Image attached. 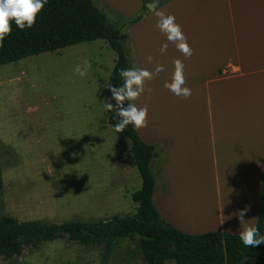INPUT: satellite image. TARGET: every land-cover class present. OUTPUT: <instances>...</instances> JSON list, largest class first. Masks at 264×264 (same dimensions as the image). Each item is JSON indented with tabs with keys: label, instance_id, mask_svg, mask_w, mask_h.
I'll return each instance as SVG.
<instances>
[{
	"label": "crops",
	"instance_id": "obj_1",
	"mask_svg": "<svg viewBox=\"0 0 264 264\" xmlns=\"http://www.w3.org/2000/svg\"><path fill=\"white\" fill-rule=\"evenodd\" d=\"M97 1L124 16L139 13L143 4ZM157 11L175 15L193 49L190 58L157 27ZM127 29L137 67L154 71L162 64L165 69L145 82L151 95L145 91L134 101L149 109L139 136L158 145L159 156L151 161L156 209L190 234H239L235 213L245 207H250L245 220L255 226L263 204L264 0H159ZM165 43L167 51L161 53ZM175 59L184 64V87L191 89L187 99L164 87ZM128 148L129 143L119 150L131 164L119 162L127 180L133 167ZM121 180L112 181V189Z\"/></svg>",
	"mask_w": 264,
	"mask_h": 264
},
{
	"label": "rangeland",
	"instance_id": "obj_2",
	"mask_svg": "<svg viewBox=\"0 0 264 264\" xmlns=\"http://www.w3.org/2000/svg\"><path fill=\"white\" fill-rule=\"evenodd\" d=\"M94 2L110 24L128 33L122 17L134 14ZM116 58L106 40L95 39L0 65V215L97 221L136 211L131 193L142 180L135 166L129 180L121 169L122 161L131 166L119 156L128 139L114 130L108 122L113 111L104 108L106 100L115 105L104 85ZM85 60L90 68L81 77L74 69ZM114 180L121 182L112 189ZM26 248L0 257V264H147L129 238H118L109 252L66 238Z\"/></svg>",
	"mask_w": 264,
	"mask_h": 264
},
{
	"label": "trees",
	"instance_id": "obj_3",
	"mask_svg": "<svg viewBox=\"0 0 264 264\" xmlns=\"http://www.w3.org/2000/svg\"><path fill=\"white\" fill-rule=\"evenodd\" d=\"M147 2L143 0L139 13L122 17L121 27L142 19L147 11ZM11 28V34L0 42V65L75 43L104 39L117 54L109 75L113 86L118 88L123 84L120 69L137 67L127 47V31L110 24L94 0H47L31 28L21 30L15 21L11 22ZM109 94L112 96L110 89ZM129 103L125 101L124 106ZM108 122L113 126L118 122L114 111ZM121 133L131 141L125 155L132 160L142 180L140 188L131 193L137 203L136 211L127 215L114 214L109 219L97 221L62 222L19 220L2 214L0 257L10 259L22 253V246L37 247L57 238L74 240L86 246L104 245L109 252L118 238H129L135 242L147 264H163L166 260L176 264H264V243L245 247L239 234L221 230L190 234L167 221L153 201L155 177L151 161L159 156L158 145L142 140L131 124ZM255 227L264 235V174L263 204Z\"/></svg>",
	"mask_w": 264,
	"mask_h": 264
},
{
	"label": "clouds",
	"instance_id": "obj_4",
	"mask_svg": "<svg viewBox=\"0 0 264 264\" xmlns=\"http://www.w3.org/2000/svg\"><path fill=\"white\" fill-rule=\"evenodd\" d=\"M46 2L47 0H0V42L7 35L11 34L12 21H15L16 26L21 30H24L26 27L31 28L35 24L36 18ZM155 14L158 18L157 27L161 32L166 34L167 40L175 44L177 50L185 57L190 58L193 54V49L187 42V37L182 31L181 25L176 22L175 15L166 14L164 11H157ZM167 47L168 45L165 43L160 47L159 51L164 53L167 51ZM147 60L148 62H152L153 57L149 55ZM173 63L174 72L170 78L171 82L166 81L164 87L176 96L187 99L191 96V89L184 87L186 83L184 64L180 59H175ZM89 68L90 64L85 60L83 64H77L74 71L79 76L84 77ZM164 70L162 64H157L154 71L135 66L128 69H120L119 75L123 79V84L118 88L113 86L111 80L107 78L104 86L110 89L116 104L113 105L106 100L104 108L110 112L114 111L116 117H118V122L114 126L116 132L120 133L124 131L129 124L133 125L136 129L147 126L148 106L138 107L134 101L145 91L151 95L153 89L151 87L146 89L145 82L151 81L155 75H158ZM125 101H130L127 107L124 106ZM128 143L129 147H131L130 139H128ZM249 210L250 207H245L235 213L241 225L239 238L245 247L258 246L264 243V235L260 234L257 227L249 224L245 220V215ZM22 252H27L25 246H22ZM20 259L22 260L23 256Z\"/></svg>",
	"mask_w": 264,
	"mask_h": 264
},
{
	"label": "water",
	"instance_id": "obj_5",
	"mask_svg": "<svg viewBox=\"0 0 264 264\" xmlns=\"http://www.w3.org/2000/svg\"><path fill=\"white\" fill-rule=\"evenodd\" d=\"M158 1H159V0H154V1L150 2V3H148V7H149L150 9H152V8L158 3Z\"/></svg>",
	"mask_w": 264,
	"mask_h": 264
}]
</instances>
